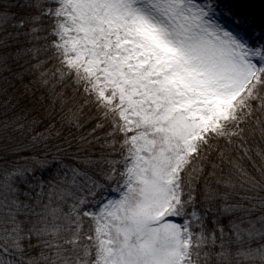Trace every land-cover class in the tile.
Segmentation results:
<instances>
[{"label":"snow or ice","instance_id":"1","mask_svg":"<svg viewBox=\"0 0 264 264\" xmlns=\"http://www.w3.org/2000/svg\"><path fill=\"white\" fill-rule=\"evenodd\" d=\"M0 264H264V0H0Z\"/></svg>","mask_w":264,"mask_h":264}]
</instances>
